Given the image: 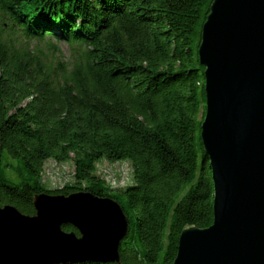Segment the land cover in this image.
<instances>
[{
	"label": "trees",
	"instance_id": "1",
	"mask_svg": "<svg viewBox=\"0 0 264 264\" xmlns=\"http://www.w3.org/2000/svg\"><path fill=\"white\" fill-rule=\"evenodd\" d=\"M212 1L0 0V207L110 198L128 221L118 264H172L182 230L213 221L198 58ZM49 160L73 165L61 190L42 184ZM100 161L129 162L132 184L108 186Z\"/></svg>",
	"mask_w": 264,
	"mask_h": 264
},
{
	"label": "water",
	"instance_id": "2",
	"mask_svg": "<svg viewBox=\"0 0 264 264\" xmlns=\"http://www.w3.org/2000/svg\"><path fill=\"white\" fill-rule=\"evenodd\" d=\"M198 58L213 221L182 230L172 264H264V0H213ZM33 208L0 207V264L120 262L128 221L112 199L39 194Z\"/></svg>",
	"mask_w": 264,
	"mask_h": 264
},
{
	"label": "rangeland",
	"instance_id": "3",
	"mask_svg": "<svg viewBox=\"0 0 264 264\" xmlns=\"http://www.w3.org/2000/svg\"><path fill=\"white\" fill-rule=\"evenodd\" d=\"M6 157V154H4ZM3 158V164L11 161ZM73 165L71 163L57 164L51 160L43 166L41 181L47 190H61L65 185L70 184L73 180ZM95 173L111 188H125L132 184L133 174L129 162L110 163L100 161L95 165ZM6 179L14 184H18L19 179L11 170L5 171Z\"/></svg>",
	"mask_w": 264,
	"mask_h": 264
},
{
	"label": "bare ground",
	"instance_id": "4",
	"mask_svg": "<svg viewBox=\"0 0 264 264\" xmlns=\"http://www.w3.org/2000/svg\"><path fill=\"white\" fill-rule=\"evenodd\" d=\"M89 263H93V262H89Z\"/></svg>",
	"mask_w": 264,
	"mask_h": 264
}]
</instances>
